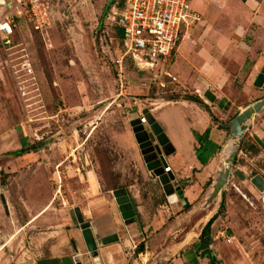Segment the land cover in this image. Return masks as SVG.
<instances>
[{
	"label": "rangeland",
	"instance_id": "374dc122",
	"mask_svg": "<svg viewBox=\"0 0 264 264\" xmlns=\"http://www.w3.org/2000/svg\"><path fill=\"white\" fill-rule=\"evenodd\" d=\"M118 1L41 0L42 28L23 15L16 20L11 45L5 47L0 37V264H37L52 254L64 230H81L76 207L93 222L100 215L99 202L118 211L113 191L120 188H127L153 220L163 221L145 233L144 241L140 236L128 245L137 252L127 264H264V191L252 181L256 175L264 178V147L256 139L264 142V110L252 119L234 160L221 156L229 128L221 137L215 130L264 97V88L255 85L264 67V33L257 37L254 28L245 37L249 46L259 42L253 51L243 48L249 53L244 67L234 71L238 78L230 109L218 107L219 96L210 104L215 111L206 108L215 131L209 127L199 139H220L210 143L206 159L215 176L188 207L177 210L148 170L132 120L147 108L156 118L153 109L165 99L199 96L205 101L206 91H197L195 71H189L202 61L191 55L205 47L218 9L212 0H189L201 21L169 65L178 78L172 82L160 72L140 71L131 60L120 77L123 46L113 18ZM219 3L232 23L243 21L245 15L233 11L230 1ZM16 4L0 0V20L15 14ZM16 151L20 154H12ZM168 158L179 164L173 155ZM225 165L230 174L223 204L221 197L209 204L217 171ZM96 195L102 199L93 201ZM215 210L220 212L213 223V260L200 256L198 233Z\"/></svg>",
	"mask_w": 264,
	"mask_h": 264
},
{
	"label": "crops",
	"instance_id": "0c3cea01",
	"mask_svg": "<svg viewBox=\"0 0 264 264\" xmlns=\"http://www.w3.org/2000/svg\"><path fill=\"white\" fill-rule=\"evenodd\" d=\"M225 1H230L233 11L245 15L244 17L242 15L244 18L243 21L232 23L228 18L223 16V6L219 3V0H212L213 7L218 9V17L212 26L208 39L203 43L205 47L203 49H199L200 47L195 49V53L191 55L193 56L196 54L199 60L202 61L201 64L192 65L193 70L189 71H195L193 72L192 82L196 85L197 91L210 90L217 96V99L219 96L218 101L222 99L221 97H225L231 102L232 106V102H234L235 99V82L238 78V74L234 71L235 69H242L244 67L245 61L243 62V59L249 53V51L243 48L245 46L250 49V51H253L257 47L256 44L259 42L257 41L254 45L249 46V43L245 41V37L248 32L252 31L254 28L257 37L263 36L262 34L264 33V0H223L224 3ZM181 46L182 43L176 54L179 52ZM237 52H241V54L238 55ZM182 58L187 60V63H191V57L183 55ZM230 65L232 68H230ZM158 103L153 109V113L174 145L175 152L171 154L174 157L173 159L179 161V164L175 165L167 157V162L171 166L169 173H172L176 179L180 181L182 186L181 191L176 194L175 201L173 202L174 205L171 204V206H173L171 208L180 210L188 207L189 204L193 202L192 199L197 195L199 190H204L207 181L215 176L213 172H211V164L207 163L206 159L211 152V148H209V145L211 147L210 143L217 144L220 139L216 138L212 140V138H210V142L201 140L200 143L199 138H203L201 137L202 134L207 128H212V126L215 125L213 117L206 107L185 98L165 99ZM207 104L209 106L211 103ZM169 107L171 108L165 112L164 110ZM209 108L215 111L214 109L216 107L210 105ZM213 130L212 128V131ZM215 130L216 134L217 132L219 134L218 137H221V135L223 136V133L227 131L224 123L220 129L215 128ZM155 181H157V179ZM92 187L97 189V185H92ZM136 197L138 196L136 195ZM100 199L102 198L96 195L93 201ZM133 201L136 204L134 199ZM98 204H101V207H99L100 215L92 222L94 230H98L102 236L115 232L120 235V242L101 247V264H127L130 258L137 252L136 250L128 248V245L131 246L140 236H142L140 241H144L145 233H147L152 226L161 225V223H163V221L161 222L157 219L153 220L148 213L149 211L145 213L142 206L136 205L138 213L136 221L133 225L130 224L131 226H127L122 218L119 206H117V211L114 209L115 207H104L102 202ZM217 212H219V210H215L209 219ZM35 220L36 219L31 220V222ZM137 224H144V226H140L139 228ZM206 224L207 222L198 233V240H200V236ZM64 232L63 235L59 236L58 242H56L57 245L53 247L54 249L51 248L52 250L50 251L52 254L43 259L75 256L77 254L75 250L76 245L84 264H95L94 258L89 254L86 248L81 230L69 227L64 230ZM211 235L213 237V226ZM182 249L183 248L180 249V253L183 251ZM142 254L143 252H139V256Z\"/></svg>",
	"mask_w": 264,
	"mask_h": 264
},
{
	"label": "built area",
	"instance_id": "2783aa9c",
	"mask_svg": "<svg viewBox=\"0 0 264 264\" xmlns=\"http://www.w3.org/2000/svg\"><path fill=\"white\" fill-rule=\"evenodd\" d=\"M41 4V0H17L13 7L17 8L15 14L8 13L0 20V37L5 47L12 44L16 20L23 15L29 16L36 29L43 27L45 14L40 9ZM113 11V18L123 33V53L117 60L120 77L125 64L131 60L140 71H153L156 76L160 72V78L165 75L172 82L178 81L177 76L169 71V65L181 41L196 22L201 21L198 13L190 11L189 0H121ZM160 84L165 86V81L160 80ZM140 120L149 126L148 117L143 112ZM170 170L168 163L165 171Z\"/></svg>",
	"mask_w": 264,
	"mask_h": 264
},
{
	"label": "water",
	"instance_id": "95a60500",
	"mask_svg": "<svg viewBox=\"0 0 264 264\" xmlns=\"http://www.w3.org/2000/svg\"><path fill=\"white\" fill-rule=\"evenodd\" d=\"M255 85L264 88V67L257 76ZM204 99L207 103H214L217 96L212 91L207 90L204 94ZM218 107L221 109H230L231 102L224 97L219 101ZM263 110L264 97L258 99L253 104L246 106L233 120L224 123V126L229 128V133L223 144L222 151L231 139L235 141L234 149L227 157L228 159H235L252 119ZM143 113L148 117L149 126L147 127L143 125L140 118H136L132 120L133 131L136 135V139L139 143L148 170L154 178L159 180L169 200L174 202L176 194L181 191L182 186L180 181L177 180L172 173L165 171V167L168 166L167 157L175 152L174 145L162 125L152 115L150 109H145ZM256 139L264 147V142L258 136ZM229 174L230 167L228 165L223 166L221 170L217 171V176L215 178L216 182L213 184L212 191L207 198L209 204L220 197L223 203L224 189L228 183ZM252 181L259 190L264 191V178L261 175H256ZM113 193L125 224L127 226L133 224L137 218V210L132 202L128 189H116ZM1 198L4 204H7L4 194H2ZM74 211L76 225L81 228L82 236L89 254L94 258L95 264H101V247L120 242L119 233L115 232L102 236L98 230H94L92 222L85 219L80 207H76ZM75 250L77 252L75 256L43 259L39 260L37 264H84L76 245ZM157 264H162L161 260H158Z\"/></svg>",
	"mask_w": 264,
	"mask_h": 264
},
{
	"label": "trees",
	"instance_id": "16d2710c",
	"mask_svg": "<svg viewBox=\"0 0 264 264\" xmlns=\"http://www.w3.org/2000/svg\"><path fill=\"white\" fill-rule=\"evenodd\" d=\"M120 6L122 7V3L120 4ZM107 9V8H106ZM104 21V15L101 17V24H103ZM119 30V34H120V38H122V30L118 27ZM185 99H189L192 100L198 104H201L202 106H205L207 109H209L208 104L199 96L197 97H188ZM12 154H20V151H16L13 152ZM223 204V203H222ZM222 206V205H221ZM220 212V210H219ZM219 212H217L216 214H214L209 221L207 222V224L205 225V227L203 228L202 234L200 236V242L198 244V249L201 251L200 256L202 258H211L213 260H215L214 256H213V251L211 249V244L213 242V237L211 235V231H212V226L213 223L215 222V220L219 217Z\"/></svg>",
	"mask_w": 264,
	"mask_h": 264
},
{
	"label": "bare ground",
	"instance_id": "6f19581e",
	"mask_svg": "<svg viewBox=\"0 0 264 264\" xmlns=\"http://www.w3.org/2000/svg\"><path fill=\"white\" fill-rule=\"evenodd\" d=\"M235 141L233 139H231L228 142V145L225 146V149L222 151L221 156H223V158H227L229 156V154L232 152V150L234 149V145ZM213 213V212H212ZM212 215V214H211Z\"/></svg>",
	"mask_w": 264,
	"mask_h": 264
},
{
	"label": "flooded vegetation",
	"instance_id": "af4514ba",
	"mask_svg": "<svg viewBox=\"0 0 264 264\" xmlns=\"http://www.w3.org/2000/svg\"><path fill=\"white\" fill-rule=\"evenodd\" d=\"M131 196V195H130ZM131 199H132V197H131ZM132 202L134 203V205H135V207H136V204H135V202L133 201V199H132ZM137 210V209H136ZM138 214V213H137Z\"/></svg>",
	"mask_w": 264,
	"mask_h": 264
},
{
	"label": "clouds",
	"instance_id": "9594fccd",
	"mask_svg": "<svg viewBox=\"0 0 264 264\" xmlns=\"http://www.w3.org/2000/svg\"><path fill=\"white\" fill-rule=\"evenodd\" d=\"M140 118V117H139Z\"/></svg>",
	"mask_w": 264,
	"mask_h": 264
}]
</instances>
